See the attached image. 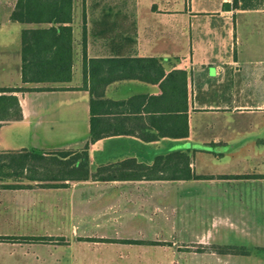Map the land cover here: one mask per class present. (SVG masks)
Segmentation results:
<instances>
[{
    "label": "crops",
    "instance_id": "obj_1",
    "mask_svg": "<svg viewBox=\"0 0 264 264\" xmlns=\"http://www.w3.org/2000/svg\"><path fill=\"white\" fill-rule=\"evenodd\" d=\"M16 2L0 0V87H23L10 93L20 117L9 108L0 120V153L11 157H0V264H264V0H71L70 20L68 0H34L23 22L11 17ZM23 29L39 52L57 36L67 51L70 37L69 81L23 82ZM83 53L157 60L92 96V128L105 136L89 143V171L114 165L115 176L22 170L30 149L88 139ZM175 69L186 72L185 137L181 82L165 77ZM78 99L88 131L71 145L50 134L68 132L64 110Z\"/></svg>",
    "mask_w": 264,
    "mask_h": 264
},
{
    "label": "trees",
    "instance_id": "obj_2",
    "mask_svg": "<svg viewBox=\"0 0 264 264\" xmlns=\"http://www.w3.org/2000/svg\"><path fill=\"white\" fill-rule=\"evenodd\" d=\"M34 0H17L15 7L11 12V17L21 22L24 21V15L31 13L29 3ZM68 5V20L71 19V0ZM56 10L53 12L54 20H60L61 6H56ZM64 11V10H63ZM26 19V18H25ZM28 19V18H27ZM69 30V27H65ZM61 38L59 36L53 40L54 48L51 52L38 51L30 43V35L27 30L21 32V73L23 82L25 81H69L72 76V51H71V40L68 38V49L67 51H60ZM50 48H41V50H47ZM37 50V51H35ZM157 60L153 58H105V59H86L85 53H83V87L89 91L90 94V131L89 136L83 147L80 149H66L59 150L50 153H45L42 150L30 149L28 153H23L16 160V163L23 170H37L39 174L45 175V173H52V177H76L86 178L90 175L92 177H113L111 170H115L117 167L114 165H103L97 167L96 171L90 173L89 171V155L88 147L89 143L94 142L98 138L105 136V133L95 132L92 128L93 117H92V96H102L104 88L107 83L115 79L121 78H135L142 77V70L153 69V64ZM104 71L106 76L95 77V72ZM115 73L114 76L113 73ZM112 73V74H111ZM111 74V75H109ZM164 72L159 67L157 76L160 78ZM176 77L181 82L180 91L182 93L181 99L177 100V111H182V125L179 133V137H185L187 135V122H186V72L182 69H175L169 71L165 77ZM97 79V80H96ZM47 87H38V89H46ZM23 87H0V120H4L8 117L7 111L9 108L13 109L16 117H20V108L18 106L17 98L10 95L12 91L22 90ZM168 156V155H165ZM0 157L10 160L11 157L7 153H0ZM163 156H157L156 161L161 159ZM177 162L183 163L186 166L187 171L180 173L183 176L189 177L190 172L188 169V156L185 152L177 151ZM36 163V166H34ZM153 167V166H152ZM178 174L177 176H180ZM160 176H173L170 174ZM180 178V177H177ZM185 178V177H183Z\"/></svg>",
    "mask_w": 264,
    "mask_h": 264
},
{
    "label": "rangeland",
    "instance_id": "obj_3",
    "mask_svg": "<svg viewBox=\"0 0 264 264\" xmlns=\"http://www.w3.org/2000/svg\"><path fill=\"white\" fill-rule=\"evenodd\" d=\"M51 110H53L55 112V114L58 112L59 113L61 112V111H56L57 107L51 108ZM54 112H52V113H54ZM64 113H68L67 115H65L66 120H68V122H67V124H68L67 127H69L68 132L67 133L65 132L66 129L63 130L64 133H59V131L54 130V133L50 134V136H54V137H58V138H65L64 139L65 142H66V140L71 142L73 140H79L82 137H84L88 131V107H87V103H83V101L81 99L74 100V101L72 100L70 102L68 110H64ZM58 142H60V141H58ZM74 143L75 142H73L71 145H73ZM54 144L57 145V142ZM207 214L208 213L202 214V213L196 212L192 215L189 213V216H191L190 217L191 219H199L200 218L201 221H203L204 220L203 216H207V218H208Z\"/></svg>",
    "mask_w": 264,
    "mask_h": 264
}]
</instances>
